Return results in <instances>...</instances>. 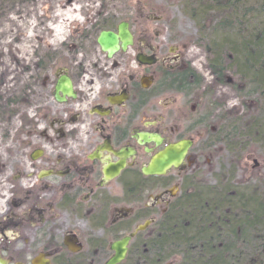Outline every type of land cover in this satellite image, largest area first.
Returning <instances> with one entry per match:
<instances>
[{"label": "flooded vegetation", "instance_id": "af4514ba", "mask_svg": "<svg viewBox=\"0 0 264 264\" xmlns=\"http://www.w3.org/2000/svg\"><path fill=\"white\" fill-rule=\"evenodd\" d=\"M160 1L103 3L94 16L85 8L65 51L48 41L26 61L15 58L12 108L0 106V264H161L157 219L187 178L203 173L191 170L199 152L207 167L206 156L224 152L208 167L212 182L204 177L215 183L212 171L226 163L214 139L220 106L205 110L208 84ZM50 12L41 26L57 21ZM101 31L116 34L111 55L97 43ZM187 120L199 133L198 156ZM184 139L191 144L179 167L145 173ZM254 165L230 182L264 200V163Z\"/></svg>", "mask_w": 264, "mask_h": 264}, {"label": "trees", "instance_id": "16d2710c", "mask_svg": "<svg viewBox=\"0 0 264 264\" xmlns=\"http://www.w3.org/2000/svg\"><path fill=\"white\" fill-rule=\"evenodd\" d=\"M181 12L195 24L212 85L230 83L239 108L218 112L214 139L226 163L212 171L215 183L196 171L157 219V262L264 264V200L230 182L255 149L264 161V0H181Z\"/></svg>", "mask_w": 264, "mask_h": 264}, {"label": "rangeland", "instance_id": "374dc122", "mask_svg": "<svg viewBox=\"0 0 264 264\" xmlns=\"http://www.w3.org/2000/svg\"><path fill=\"white\" fill-rule=\"evenodd\" d=\"M132 0H75L74 6L68 4V0H0V106L11 109L10 103L12 101V88L14 87V75L15 74V58L19 55L24 54L22 58H18L21 61H26L28 57H31L33 51H42L45 49V44L50 43L54 46L56 51H62L70 46L68 41L69 30L72 29V24L75 23V27L85 25V14L81 10L88 8L85 12L86 15L89 14L94 16L102 4H115L120 2H127ZM151 2V1H149ZM87 3V4H86ZM157 3V0H155ZM161 9H164L168 16L173 19V24L175 30L180 35H183L185 40L190 44L189 60L193 69L204 78L206 84H208L209 96L207 97V103L205 110H210V108L215 106H222L226 109L228 108H239V98L235 91L233 90L230 83L212 85L211 77L208 75L205 69V53L199 44L196 43V38L198 37V32L195 27L194 22L185 16L181 12V0H161L159 2ZM65 9L63 10V7ZM157 8V6H156ZM54 11L53 14H57L56 22H48L45 25L41 24V16L47 15L48 13ZM18 13V15H17ZM264 16V14H263ZM74 20V21H73ZM17 29L19 34L17 36ZM47 29L50 30V40L48 37ZM16 39L19 42H16ZM42 43H44L42 45ZM48 45V44H47ZM16 52H18L16 54ZM28 56L27 58H25ZM188 111L189 106L184 110ZM2 110V109H1ZM0 110V113H3ZM241 107L239 112L241 111ZM202 112L201 108H198L197 115ZM218 112L214 111L213 114ZM24 114V110H23ZM182 114H184L182 112ZM196 117V116H195ZM187 123L190 129H186ZM182 129L187 130L186 133L195 138V145L192 155H197V143L200 140L199 133L195 128H191V121H183ZM220 148V146H216ZM258 149V150H257ZM253 153L246 155L244 160V166L250 170L252 159H257L258 163L262 165L264 161L261 159V148H257ZM215 151L212 156L205 157V162L210 168L213 169L218 167L219 161L224 160V152L220 149ZM198 161L201 160V152H199ZM200 162H203L201 160ZM196 163L195 167L191 170H195L200 167V171L204 173V177L212 182L213 176L209 175L211 172L207 166L199 165ZM242 172L243 177H250L249 173ZM238 173L237 177L240 176ZM236 177V179H237Z\"/></svg>", "mask_w": 264, "mask_h": 264}, {"label": "water", "instance_id": "95a60500", "mask_svg": "<svg viewBox=\"0 0 264 264\" xmlns=\"http://www.w3.org/2000/svg\"><path fill=\"white\" fill-rule=\"evenodd\" d=\"M122 27V26H120ZM97 43L103 50L111 55L115 49H117V37L116 34L110 31H101L97 37ZM125 48V44L122 45ZM60 87L57 86V89ZM191 142L189 140H180L176 143L167 145L161 152L157 153V169L155 167V160L152 159L150 165L146 168L145 173H164L169 167H179L183 158L189 148ZM255 165H258L256 159L252 160ZM254 165V166H255ZM142 226L141 228H143ZM124 250L117 252V256L122 257ZM119 259V258H118Z\"/></svg>", "mask_w": 264, "mask_h": 264}]
</instances>
